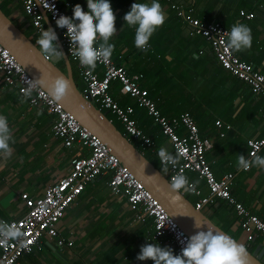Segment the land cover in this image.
<instances>
[{
    "label": "crops",
    "instance_id": "obj_1",
    "mask_svg": "<svg viewBox=\"0 0 264 264\" xmlns=\"http://www.w3.org/2000/svg\"><path fill=\"white\" fill-rule=\"evenodd\" d=\"M68 1L71 5H63L70 17L76 5H83L85 11H88L87 0ZM228 1L159 0L168 18L151 37L149 49L141 51L134 45L135 28L127 25L123 19L136 0H111L117 28L112 38L115 49L111 58L127 67L131 77L155 101L162 114L169 118H179L189 112L193 116L201 136L212 142L207 158L215 175L221 178L233 173L232 193L264 220V169L237 168L239 154L248 157V140H258L264 136V94L255 92L246 81L223 67L208 41L201 35H193L189 24L172 7V2H176L191 8L197 19L204 22L218 21L228 29L236 23L248 25L252 30V46L235 53L264 74V0ZM137 2L150 3L151 0ZM0 5L36 43L40 34L32 24L31 17L26 14L22 2L0 0ZM241 10L254 12L255 15L249 18L242 15ZM51 22L61 38L60 28ZM71 61L73 71L76 68V82L84 88L85 83L77 63ZM58 65L64 70L67 68L64 59ZM95 71L103 76V65L97 63ZM111 92L120 105L134 107L133 117L138 126L153 140V148H144L139 141L128 136L137 141L142 152L150 153L158 161L160 147L177 154L161 125L138 98L125 92L117 81L113 83ZM0 114L8 118L14 140L11 143V156L0 153L2 222L3 219L23 217L49 185L70 172L76 157L87 155L90 151L82 145H65L55 134L54 117L45 107L31 105L29 98L23 99L17 89L6 87L1 80ZM112 115L113 119L118 120ZM217 121H221L223 126L217 125ZM178 131L180 134L188 132L183 125ZM260 154L264 155V148ZM167 172L169 174V168ZM187 176L191 181H198L196 185L201 195H209L207 183L197 173L188 171ZM109 178V174L101 175L88 183L61 219L59 234L67 241H73V245L60 246L56 239L43 237L42 249L24 254L17 264H153L151 259H136L142 245L159 242L161 246L173 248L168 237L151 239L153 218L147 214L141 219L137 218L138 209L125 197L110 190ZM186 194L194 204L201 197L190 191H186ZM229 206L230 219L226 221L221 211L216 212L212 220L218 225H229L230 233L237 236L239 241L244 237L245 242H240L251 249H255L258 244L264 247V238L261 237L247 242L237 212L233 206ZM202 210L208 216L214 213L212 205ZM231 219H234L232 224Z\"/></svg>",
    "mask_w": 264,
    "mask_h": 264
},
{
    "label": "built area",
    "instance_id": "obj_2",
    "mask_svg": "<svg viewBox=\"0 0 264 264\" xmlns=\"http://www.w3.org/2000/svg\"><path fill=\"white\" fill-rule=\"evenodd\" d=\"M20 1L39 34L43 29L49 28L43 9L53 22L61 14L70 17L65 7V5H71L68 0H48L50 5H55V11L45 9L41 5L44 0ZM172 7L189 24L193 35H201L208 41L216 59L223 67L246 81L255 92L264 94V74L255 70L251 63L241 59L228 47L227 36L230 29L218 21L204 22L197 19L191 8L176 2H172ZM241 14L249 18L255 15L254 12L246 10H241ZM60 31L66 51L69 57L77 63L85 83L83 92L90 95L92 102L100 109L108 110L114 114L127 136L131 135L144 148H153V140L144 133L133 117L134 107H124L114 98L111 89L114 82H119L125 92L138 98L147 107L149 113L154 116L161 125L164 134L169 138L173 150L180 156L176 167L169 166L170 181L171 177L178 173L186 176L188 171L197 173L207 183L210 190L209 195L203 196L195 184L194 191H190L201 196L195 203L198 209L211 206L218 200H224L235 208L241 227L247 235L248 243L258 237L264 238V220L237 200L231 191L234 174L228 173L221 178L215 175L207 158V151L211 148L212 142L201 136L193 116L189 112L183 113L179 118H169L162 114L155 101L149 98L139 83L131 77L127 67L117 64L112 58L107 61L102 59L98 61L104 67L103 76H100L95 70L89 72L81 66L78 58L71 55V38L66 34V29H60ZM0 80L6 87L17 89L21 95L30 85H36L29 97L30 104L45 107L46 111L54 117L53 130L65 145H82L88 147L90 151L87 155L76 157L72 161L70 172L56 183L49 185L23 217L2 220V222L22 231L23 237L19 240H11L0 235V264H17L24 254L42 249L43 237L56 239L60 246L73 245V241H67L60 236V221L88 183L101 175L108 174L110 175L108 181L110 190L116 195L125 197L131 205L138 209L137 218L141 219L144 214L153 218L154 229L151 239L159 240L162 237H168L174 248V253L180 252L184 246L185 238L189 236L187 232L112 152L110 146L84 127L60 102L50 97L44 88L36 84L37 81L1 43ZM181 125L187 128L186 134L179 133L178 128ZM217 125L222 127L223 123L217 121ZM248 146V158L260 154L264 148V136L258 140L249 139Z\"/></svg>",
    "mask_w": 264,
    "mask_h": 264
},
{
    "label": "clouds",
    "instance_id": "obj_3",
    "mask_svg": "<svg viewBox=\"0 0 264 264\" xmlns=\"http://www.w3.org/2000/svg\"><path fill=\"white\" fill-rule=\"evenodd\" d=\"M41 5L47 10L55 11V5H50L48 0H44ZM87 9L86 12L83 5H76L73 16L61 14L55 19V24L60 29H66V34L71 38V55L78 58L81 66L91 72L96 69L98 61L101 59L107 61L111 58L115 49L112 38L117 33V28L111 0H87ZM167 18L168 14L159 0H151L150 3L136 0L123 17L127 25L135 28L134 45L141 51L149 49L151 37ZM58 40L56 31L49 27L42 30L36 43L42 52L52 58L64 59L67 54L60 50ZM252 40V30L244 23L234 24L227 36L228 47L234 52L251 48ZM36 84L45 85L49 96L56 101L65 98L69 87L63 77H56L51 82L42 78ZM35 86L28 87L23 99L31 96ZM11 133L8 118L0 114V153L8 156L12 154L11 143H14ZM158 158L163 172H167L170 165L176 167L180 160L178 154L169 152L165 147L159 148ZM251 167L264 169V155L256 154L248 158L239 154L237 168L248 170ZM197 183L198 181H190L182 173L172 176L170 187L177 193L171 197L172 202L180 199L181 190L194 191ZM196 229V232L185 238L184 246L179 253H174L171 246H161L159 242L146 243L141 246L136 259L139 261L151 259L153 264H245L246 249L236 239L213 226L197 225ZM0 235L5 239L19 240L23 237V232L0 222Z\"/></svg>",
    "mask_w": 264,
    "mask_h": 264
},
{
    "label": "water",
    "instance_id": "obj_4",
    "mask_svg": "<svg viewBox=\"0 0 264 264\" xmlns=\"http://www.w3.org/2000/svg\"><path fill=\"white\" fill-rule=\"evenodd\" d=\"M43 13L48 25L53 28L52 22L44 9ZM0 43L10 51L36 81L44 78L51 82L56 77H63L67 80L69 85L67 94L63 100L58 102L84 127L110 146L112 152L144 184L146 189L163 205L170 216L178 222L189 236L197 231V225H203L213 226L233 237L215 223L202 209H198L187 196L185 190H181L179 193L180 199L178 201L172 202L171 197L177 195V193L171 189L168 176L118 128L109 117L108 110L100 109L92 102L90 95L79 88L74 76L71 58L60 36L57 43L60 50L67 54L64 58L67 65L66 70L58 65L61 59L52 58L42 52L31 37L0 6ZM40 86L48 92L45 85ZM237 241L244 245L246 249L245 264H264V247L262 244H258L255 249H251L250 246L241 243L239 240Z\"/></svg>",
    "mask_w": 264,
    "mask_h": 264
},
{
    "label": "trees",
    "instance_id": "obj_5",
    "mask_svg": "<svg viewBox=\"0 0 264 264\" xmlns=\"http://www.w3.org/2000/svg\"><path fill=\"white\" fill-rule=\"evenodd\" d=\"M225 1H227L228 3H229V1L228 0H225ZM229 5V4H228ZM1 6V8L7 13V10L4 8V6H2V5H0ZM229 8L227 7V9L226 10H228ZM8 14V13H7ZM118 64V63H117ZM74 73L76 74V68L74 67ZM79 88L82 90V91H84V88H81L80 86H79ZM114 96V98H116V96L115 95H113ZM109 117L110 118H112L113 119V115H112V113L110 112L109 113ZM113 121H114V123L118 126V128L120 129V130H122L123 132H125V130H124V128H123V126L121 125V123L119 122V120H116L115 118L113 119ZM131 139V138H130ZM132 141H133V143L137 146V147H139L138 146V143H137V141L136 140H134V139H131ZM140 149V148H139ZM145 155L152 161V162H154L155 163V165L159 168V169H162V165L160 164V162L158 161V160H156L150 153H145ZM164 174L166 175V176H168L169 174H168V172H164ZM194 202H195V200H194ZM212 207H214V213L210 216L211 217V219H213V216L214 215H216V212H220L221 213V211H222V213H223V215H224V219L227 221V219H230V215H229V213H228V210H230V206L224 201V200H218L216 203H214L213 205H212ZM226 215H227V218H226ZM234 221V219H231V222H230V224H232V222ZM225 231H227L228 233H230V230H229V225L227 226V225H220ZM231 234V233H230ZM234 238H236V239H238V237L237 236H235L234 234H231ZM247 245V244H246Z\"/></svg>",
    "mask_w": 264,
    "mask_h": 264
},
{
    "label": "rangeland",
    "instance_id": "obj_6",
    "mask_svg": "<svg viewBox=\"0 0 264 264\" xmlns=\"http://www.w3.org/2000/svg\"><path fill=\"white\" fill-rule=\"evenodd\" d=\"M240 241H242V242H245V238H244V237H242V238L240 239Z\"/></svg>",
    "mask_w": 264,
    "mask_h": 264
}]
</instances>
